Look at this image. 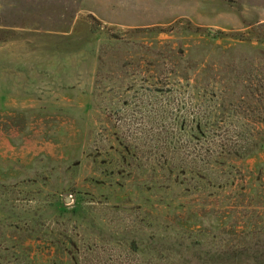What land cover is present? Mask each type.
<instances>
[{"label":"rangeland","instance_id":"rangeland-1","mask_svg":"<svg viewBox=\"0 0 264 264\" xmlns=\"http://www.w3.org/2000/svg\"><path fill=\"white\" fill-rule=\"evenodd\" d=\"M0 264H264V0H0Z\"/></svg>","mask_w":264,"mask_h":264},{"label":"trees","instance_id":"trees-1","mask_svg":"<svg viewBox=\"0 0 264 264\" xmlns=\"http://www.w3.org/2000/svg\"><path fill=\"white\" fill-rule=\"evenodd\" d=\"M249 143H250V142H249ZM245 144H246V143H245ZM247 144H248V143H247ZM247 144H246V145H247ZM250 145H251V144H248V148L246 149L247 152H248L247 155H246L247 157L252 156L254 153H257V151H259L260 149H263V144H262V143L255 144V147H256L255 149H256V150H254V151H252V152L249 153V150H251V149H249ZM245 152H246V151H245ZM238 153H239V152L235 153L234 155L238 156Z\"/></svg>","mask_w":264,"mask_h":264}]
</instances>
